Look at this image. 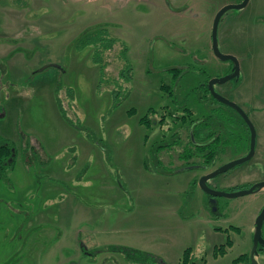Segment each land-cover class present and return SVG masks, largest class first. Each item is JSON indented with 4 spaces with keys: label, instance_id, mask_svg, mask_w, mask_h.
<instances>
[{
    "label": "rangeland",
    "instance_id": "rangeland-1",
    "mask_svg": "<svg viewBox=\"0 0 264 264\" xmlns=\"http://www.w3.org/2000/svg\"><path fill=\"white\" fill-rule=\"evenodd\" d=\"M240 1L0 0V136L17 152L0 178V264H181L186 247L195 264H231L251 251L264 188L209 199L196 185L248 151L241 116L203 86L228 63L211 49L213 17ZM95 33L113 44L81 46ZM217 41L237 58L239 76L214 88L255 129L254 154L208 181L234 191L264 179V0L225 11ZM173 65L191 67L174 81ZM167 79L186 108L172 109L186 118L144 125L148 109L165 102ZM198 119L196 141L227 133L206 162L187 137ZM212 243L226 252L211 255Z\"/></svg>",
    "mask_w": 264,
    "mask_h": 264
},
{
    "label": "water",
    "instance_id": "water-1",
    "mask_svg": "<svg viewBox=\"0 0 264 264\" xmlns=\"http://www.w3.org/2000/svg\"><path fill=\"white\" fill-rule=\"evenodd\" d=\"M247 1L248 0H241L240 2H236V3L224 4L223 6H221L217 10V12L215 13L213 20H212L211 35H210L211 36L212 52L216 58H218L222 61L230 60L233 63V67L231 69V72H229V73L223 74L221 76H213V77L208 78V80L206 82V86H207V89H208L210 95L214 99H216L217 101H219L223 104L230 106L241 116V118L243 119V121L247 125L248 130H249V134H250L249 148L245 154L241 155L238 158L229 160V161L221 164L220 166L214 168L213 170L202 174L198 178V180H197L198 186L201 188V190L204 193H206L207 195L212 196V197H217V196L218 197L219 196L236 197V196L256 192V191H258L264 187V179L251 184L247 188L238 189V190H234V191H223V190L215 189V188H213L207 184V181L209 179L215 177L218 174L223 173L224 171H226L227 169H229L230 167H232L234 165H237V164H240V163L247 161L254 154L255 129H254L252 122L249 120L248 115L239 105H237L235 102H233L230 99L219 94L216 91V89L214 88L215 84H222L229 79H238V76H239V63H238L237 58L232 54L222 53L218 48L217 26H218L219 19L225 11H227L229 9L241 8V7L245 6ZM49 65L55 66V64H48V65H44V66L40 67L39 70H43L44 68H46ZM263 222H264V205L261 208L260 212L258 213V215L255 219V222H254V231H253V236H252V248L250 251L251 262L253 264H258L253 257V255L255 253H257V249H256L257 244L264 246V238L262 236V231H261Z\"/></svg>",
    "mask_w": 264,
    "mask_h": 264
},
{
    "label": "flooded vegetation",
    "instance_id": "flooded-vegetation-1",
    "mask_svg": "<svg viewBox=\"0 0 264 264\" xmlns=\"http://www.w3.org/2000/svg\"><path fill=\"white\" fill-rule=\"evenodd\" d=\"M228 3H232V2H228ZM227 4V3H225ZM223 6V5H222ZM227 61V68L225 70V72L223 74H226V73H229L231 72V69L233 67V63L230 61V60H225ZM189 67L191 66H177V65H173V66H170L168 68V71L171 70L172 72H168V74L170 75V77L176 81L178 79H176L174 77V75H178L179 77L182 76L185 72L189 71ZM178 77V78H179ZM170 78V79H171ZM170 79H167L166 82H164L163 84H165L167 87H166V100L164 103H161L159 104V106L155 107L154 109H151L149 108L148 111H147V115L145 116V118H143V120H141V123H144L145 125V122H149L151 124V126L153 125H159L160 127H162L163 125H165L164 123L166 121H169V120H172L174 123L178 122L179 120H181L180 122H183V118H186V116L184 117L183 114L182 115H179L178 111L175 109L173 110L172 107H176V108H185V106H181L180 104H178L177 102H175L174 100V92H175V85L176 83L173 84V86L170 84L171 80ZM170 83H169V82ZM207 81V80H206ZM205 88L207 89V86H206V83H205ZM208 91V90H207ZM209 92V91H208ZM216 100V99H215ZM161 111L162 113H159V116L158 118L156 119L155 116H156V110ZM186 110V108L184 109ZM185 112V111H184ZM182 112V113H184ZM185 115L187 116H190V112L188 111V113H186ZM169 119V120H168ZM204 120L203 119H198L196 122H194L193 124H191L192 122H190V124L188 125V132H187V137H188V141H190V143L192 145H196V147H204V149L210 147L212 150L218 152V149L221 145H219L221 142L227 140V133L224 135V132H222L220 129H216L214 130V132L210 133V134H207L205 137H200L201 140H195V137H196V134L198 135L200 133V128H198L199 124H201ZM245 123V122H244ZM246 125V124H245ZM149 127V126H148ZM166 127L168 128V125H166ZM191 127L193 130H191ZM247 127V125H246ZM166 128V129H167ZM164 129V128H163ZM248 129V127H247ZM167 131V130H166ZM248 134H249V130H248ZM195 135V137H194ZM249 142H250V134H249V139H248V148H249ZM167 144V143H166ZM166 146V145H165ZM161 149H164V148H160ZM157 159V158H156ZM157 163V161H155ZM158 164V163H157ZM202 167V166H200ZM204 167V166H203ZM186 168V166L184 167H179L178 169H184ZM161 169V168H160ZM159 170V168L157 169ZM176 170V169H174ZM161 172L163 173H167V172H171L169 170H165V169H161L160 170ZM173 171V170H172ZM198 180V179H197ZM197 180H196V185L198 186L197 184ZM208 184V182H207ZM209 185V184H208ZM210 186V185H209ZM206 194V193H205ZM206 196L209 198V199H214L215 197H212V196H209L206 194ZM211 206V204H210ZM217 215V213L215 214ZM217 217V216H216ZM235 227H233L234 229ZM236 230H238V228H236ZM263 238H264V235L262 234ZM228 240V239H227ZM226 243V242H225ZM226 245V244H225ZM211 249H210V254L213 255V256H217V255H223L225 252H226V249L224 248V250L222 249L221 247V244H218L217 243H212L211 244ZM257 253H255L253 255L255 261L258 263V264H264V263H260V261L257 259L258 257H261L264 255V246H261L260 244H257ZM244 254V257H242L241 259H238L239 256L243 255ZM188 258L189 260L195 264V259H194V256H193V253L191 252V248L189 249V252H188ZM231 264H253L251 262V257H250V252L249 253H242V254H239L237 257L233 258L232 261H231Z\"/></svg>",
    "mask_w": 264,
    "mask_h": 264
},
{
    "label": "trees",
    "instance_id": "trees-1",
    "mask_svg": "<svg viewBox=\"0 0 264 264\" xmlns=\"http://www.w3.org/2000/svg\"><path fill=\"white\" fill-rule=\"evenodd\" d=\"M95 35H97V34L95 33ZM95 35H88L87 34V36H85L83 38L84 40L81 41V46H84L87 44H90V45L92 44V45H95L96 47L101 45V48H105V47H110L113 44L114 40L111 37H107L106 39H104V37L101 35H97V36H95ZM100 52H101V50H98L97 48H95L94 55H93V59L95 62L100 63V59H101ZM174 77L178 78L179 76L175 74ZM165 86H166L165 84L162 85V87H165ZM203 86L205 87V85H203ZM205 90L207 91L208 89L205 88ZM200 97H201V95H200ZM191 129H192V127H191ZM193 146L195 147V149H197L196 145H193ZM27 147L28 146H26L25 148H27ZM198 149H199V152H203L201 154V156L204 158L205 162L208 159L213 158L214 155H216L218 153V152L212 150L210 147L204 149V147L201 146V147H198ZM16 154H17L16 148L13 145V143L10 140H7V139L0 136V178H4V179L6 178L7 172L12 167L13 162L16 158ZM22 155L24 156L25 160L27 161L28 156L30 155L29 150L24 149ZM153 155L155 156V154H153ZM190 155H192V153ZM154 160L157 161L156 157L154 158ZM226 243H228V240H226ZM111 248H112V250H120V251H123L124 253H127L129 255V257L135 262L147 263L149 260L150 261L154 260V256L152 254H150L149 252H146V251L137 250V249L129 248V247H119V246H111ZM189 249H190L189 247H186L183 250L182 256H181V264H193L188 258ZM242 257H244V254L239 256L238 259H241Z\"/></svg>",
    "mask_w": 264,
    "mask_h": 264
},
{
    "label": "bare ground",
    "instance_id": "bare-ground-1",
    "mask_svg": "<svg viewBox=\"0 0 264 264\" xmlns=\"http://www.w3.org/2000/svg\"><path fill=\"white\" fill-rule=\"evenodd\" d=\"M215 85H216V84H215ZM246 114H247V113H246ZM209 180H210V179H209ZM209 180H208V181H209ZM208 181H207V182H208ZM263 188H264V187H263ZM261 189H262V188H261Z\"/></svg>",
    "mask_w": 264,
    "mask_h": 264
},
{
    "label": "crops",
    "instance_id": "crops-1",
    "mask_svg": "<svg viewBox=\"0 0 264 264\" xmlns=\"http://www.w3.org/2000/svg\"><path fill=\"white\" fill-rule=\"evenodd\" d=\"M263 189V188H262Z\"/></svg>",
    "mask_w": 264,
    "mask_h": 264
}]
</instances>
